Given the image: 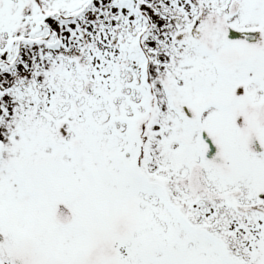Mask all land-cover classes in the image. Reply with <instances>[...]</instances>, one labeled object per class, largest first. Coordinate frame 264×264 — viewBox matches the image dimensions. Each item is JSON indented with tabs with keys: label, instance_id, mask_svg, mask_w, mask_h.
Wrapping results in <instances>:
<instances>
[{
	"label": "snow or ice",
	"instance_id": "snow-or-ice-1",
	"mask_svg": "<svg viewBox=\"0 0 264 264\" xmlns=\"http://www.w3.org/2000/svg\"><path fill=\"white\" fill-rule=\"evenodd\" d=\"M0 264H264V0H0Z\"/></svg>",
	"mask_w": 264,
	"mask_h": 264
}]
</instances>
